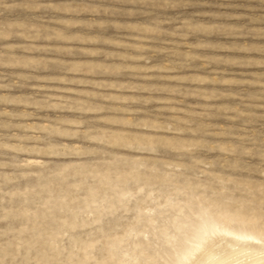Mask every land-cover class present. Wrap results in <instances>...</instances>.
I'll use <instances>...</instances> for the list:
<instances>
[{"label":"rangeland","instance_id":"374dc122","mask_svg":"<svg viewBox=\"0 0 264 264\" xmlns=\"http://www.w3.org/2000/svg\"><path fill=\"white\" fill-rule=\"evenodd\" d=\"M188 2L234 7L0 2V264H171L207 219L264 235V0ZM48 3L84 26L135 5V21L168 22L165 37L69 29ZM93 7L113 11H81ZM186 17L243 27L185 41Z\"/></svg>","mask_w":264,"mask_h":264},{"label":"snow or ice","instance_id":"6c2138e0","mask_svg":"<svg viewBox=\"0 0 264 264\" xmlns=\"http://www.w3.org/2000/svg\"><path fill=\"white\" fill-rule=\"evenodd\" d=\"M169 9H175L177 7H234V5H217L212 6L208 5L207 3H189L188 0H185L183 4H179L176 2V0H169L168 3L163 5ZM41 10H47L52 13H58L56 20L54 21L57 24L65 25L69 29L71 28H81V27H90L97 31H102L105 28L111 27L117 31H129L133 33H139V34H145V32H142V30H146L147 34L152 35L155 37L156 34H160V38L165 37L163 35L164 28L163 26L166 25L168 22L164 20L156 21L154 20L150 24H144L141 22H137L134 19H132L137 12V7L135 5L124 7L120 9V13L124 16L128 17L127 20H117V19H100L97 20L95 23L91 25H80V24H72L69 22L68 18L71 17L73 14H75V10L71 9L68 6H61L57 5L55 3H48L41 6ZM81 11L87 12L90 16H97V15H103L105 17H109L113 10L104 8L101 9L99 7H93V8H86ZM232 26H236L233 28ZM242 25L234 24L232 21L228 20H221L219 18H215L212 20L207 19H198L196 17H186L183 20L180 21L177 29V34L184 37L185 41H188L192 34H197L200 36H208L217 32L222 33H228L230 35L236 36L238 35L242 30ZM64 35V39L68 43L72 42H79V43H85V44H95V43H104L109 44L113 48H123V45L115 40H110L109 38L105 37L103 41H100L96 39L95 36L91 35L88 32H68ZM211 41H206L204 44L196 43L193 45H190L193 48H203L211 45ZM243 52V49L239 50ZM147 53H151L150 51H144L141 52V61L143 62H151L152 61V55H149ZM199 57V54H197ZM249 53H244L243 55L239 56H229L225 59L227 62H237L241 59H246L249 57ZM35 63V62H33ZM225 84H228L225 82Z\"/></svg>","mask_w":264,"mask_h":264},{"label":"bare ground","instance_id":"6f19581e","mask_svg":"<svg viewBox=\"0 0 264 264\" xmlns=\"http://www.w3.org/2000/svg\"><path fill=\"white\" fill-rule=\"evenodd\" d=\"M171 264H264V235L242 223L202 220Z\"/></svg>","mask_w":264,"mask_h":264},{"label":"clouds","instance_id":"9594fccd","mask_svg":"<svg viewBox=\"0 0 264 264\" xmlns=\"http://www.w3.org/2000/svg\"><path fill=\"white\" fill-rule=\"evenodd\" d=\"M0 2H2V0H0ZM141 2H144V0H141ZM165 3H168L169 0H164Z\"/></svg>","mask_w":264,"mask_h":264}]
</instances>
